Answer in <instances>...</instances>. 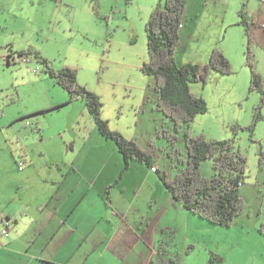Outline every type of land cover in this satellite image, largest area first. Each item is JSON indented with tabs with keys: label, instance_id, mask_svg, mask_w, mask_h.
<instances>
[{
	"label": "rangeland",
	"instance_id": "rangeland-1",
	"mask_svg": "<svg viewBox=\"0 0 264 264\" xmlns=\"http://www.w3.org/2000/svg\"><path fill=\"white\" fill-rule=\"evenodd\" d=\"M158 1L0 0V211L51 186H94L83 207L96 217L118 203L124 210L113 214L122 211L139 232V238L119 236L124 246L102 247L96 255L102 256L100 264H148L151 257L172 253L177 264H209L212 252L223 264H264V92L250 90L239 0H195L191 6L188 20L194 17L202 36L191 46L180 43L177 61L205 65L208 39L219 40L218 27L231 23L219 46L225 47L232 73L212 70L206 83L191 84L208 110L178 130L157 108L155 77L141 70L149 59L145 24ZM240 1L243 11L258 7L256 0ZM247 19L255 69L264 81V20ZM22 49L40 57L12 52ZM42 58L56 70L75 67L78 82L100 96L110 128L151 148L155 169L140 160L124 168L115 141L100 133L85 100L66 103L68 92L44 72ZM259 106L262 117L254 120ZM186 131L232 140L247 157L241 185L247 208L231 225L210 222L176 203L159 175L174 177L187 165ZM168 133L176 135L174 143ZM201 169L212 176L213 161L204 160ZM163 228L170 241L166 248L159 244ZM96 258L88 262L98 263Z\"/></svg>",
	"mask_w": 264,
	"mask_h": 264
},
{
	"label": "trees",
	"instance_id": "trees-1",
	"mask_svg": "<svg viewBox=\"0 0 264 264\" xmlns=\"http://www.w3.org/2000/svg\"><path fill=\"white\" fill-rule=\"evenodd\" d=\"M186 14L184 0L158 1L145 24L149 59L141 67L145 74L155 77L157 108L174 121L176 130L182 126L190 127L197 114L208 110L206 99L195 94L191 84L199 80L206 83L212 70L223 74L232 73L229 59L217 46L211 50L209 61L205 65L192 62L180 64L177 61L175 53L181 41L180 31L186 20ZM240 15L241 19L238 23L246 26L245 32L248 37L245 53L251 70L250 90L263 93L264 81L256 71L252 58L249 22L242 13ZM12 52H16L21 57L32 54L40 57V53L33 49ZM41 60L45 65L44 72L68 92L69 98L66 103L80 98L85 100L86 107L94 117L100 133L115 141L124 159V168H128L132 160H140L153 167L151 148H143L134 138H128L110 128L108 120L102 116L103 102L100 96L78 82V70L75 67L66 66L56 70L49 65L46 58ZM260 101L263 103V96ZM260 108L261 106L256 107L254 120L262 117ZM168 134V140L174 143L176 135ZM185 137L187 165L177 171L174 177L168 176L166 172L163 175L159 174L167 191L171 193L176 203L189 212L216 224L231 225L247 208V203L241 194L247 157L235 148L232 140L208 139L201 135L193 137L189 131H186ZM204 160L213 161L215 172L210 177L205 176L201 169ZM181 161L182 164L186 162L183 158ZM3 220V226L6 225L5 222H8L10 227L9 216L4 217ZM166 233L163 228L159 239L160 248H166V242H170ZM3 244L4 242L0 246ZM178 262L179 257L172 253L167 258L151 257L148 264H177ZM208 263L223 264V258L217 252H212Z\"/></svg>",
	"mask_w": 264,
	"mask_h": 264
},
{
	"label": "crops",
	"instance_id": "crops-1",
	"mask_svg": "<svg viewBox=\"0 0 264 264\" xmlns=\"http://www.w3.org/2000/svg\"><path fill=\"white\" fill-rule=\"evenodd\" d=\"M194 1L191 3L190 0H184L187 14L180 31V43L186 40L190 46L202 36L200 24L194 26V17L188 20ZM263 3L264 0H256L258 7L243 11L244 5L239 0L240 19L242 13L246 19L250 15L253 23L263 21L264 17L259 11ZM247 21L249 22L248 19ZM230 24L218 27L217 32L221 31L216 34L220 35L219 40L213 37L208 39V49L205 50L209 54L215 46L227 54L224 45L221 48L219 44L226 40ZM239 25L245 27L246 36V26ZM262 26L264 27V23ZM92 187L94 186H51L35 191V198L31 201L21 202L17 206L2 205L4 209L0 211V228L4 225L3 218L7 216L10 227L9 235L0 246V264H100L102 256L96 255L103 253L102 247L104 250L109 249L114 243L124 246L119 236L125 233L139 238L138 229L129 216L123 215L122 211L113 214L112 211L124 210L120 204L111 203L103 211L104 216L96 217L83 207L82 203L87 194L93 191ZM92 257H97L99 262L89 263Z\"/></svg>",
	"mask_w": 264,
	"mask_h": 264
},
{
	"label": "built area",
	"instance_id": "built-area-1",
	"mask_svg": "<svg viewBox=\"0 0 264 264\" xmlns=\"http://www.w3.org/2000/svg\"><path fill=\"white\" fill-rule=\"evenodd\" d=\"M27 60V59H26ZM22 164V162L20 163V165ZM152 169H155V166L152 167ZM5 226H2L0 228V244H2V242L4 241V237L6 235H8L9 233V227H8V222H5Z\"/></svg>",
	"mask_w": 264,
	"mask_h": 264
}]
</instances>
